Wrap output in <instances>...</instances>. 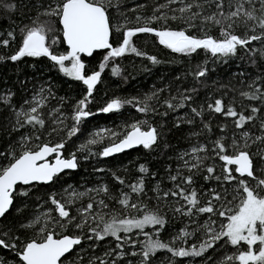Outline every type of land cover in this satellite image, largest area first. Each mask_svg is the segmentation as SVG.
<instances>
[{
    "label": "trees",
    "instance_id": "1",
    "mask_svg": "<svg viewBox=\"0 0 264 264\" xmlns=\"http://www.w3.org/2000/svg\"><path fill=\"white\" fill-rule=\"evenodd\" d=\"M59 2L0 0V40L10 39L9 32H14L16 37L15 40L10 39L8 47L0 46V56L5 57L0 60V97L9 98L7 102L0 100V168L13 162L14 156L18 157L25 150H36L39 145H55L61 141H65L63 157L70 158L74 153L78 163L75 172L57 176L50 186L17 189L11 211L0 221V239L16 247H0V261L3 264H22L18 252L24 245L34 239L42 241L48 232H53L57 239L66 235L81 237V244L63 264H101L102 260L108 264L113 261L115 264H141L142 242L146 239L144 234L140 230L121 233V236H131L137 241L135 247L130 242L117 241L110 236L98 240L90 229H102L99 220L101 215L104 221L110 222L113 217L142 219L144 214H158L166 221L164 227L149 226L144 229L145 232L174 248L199 246L208 239L204 225L214 222L212 227L220 230V226L227 223L226 216L218 215L225 210L221 207L224 201L212 200V193H223L227 189V201H230L227 207L234 210L240 198L237 191L239 180H247L253 187L256 184V181L236 173L233 174L237 180L231 183L224 181V162L214 149L217 141H222L226 146H230L233 140L242 144L243 132H248L252 139L264 135V128L261 127L264 124V100H250L241 95L242 92H252L254 89L250 86L260 87L264 92V40L253 41L248 46L254 52L238 48L236 55L214 57L206 50H199L193 55L176 53L160 44L154 34H138L133 42L143 55L127 53L108 61L89 97L91 102L87 110L93 115L83 118L78 125L79 132L69 139L68 130L75 125L73 117L78 101L87 95V86L67 76L48 57H24L15 62L7 59L20 47L24 32L34 26L50 29L47 32L49 41L57 39V43L52 45L54 54L68 53L60 18L45 14L50 4L55 6ZM238 3H243L248 10L254 7V14L258 17L264 15L259 0H253L251 5L246 0H223V8H218L213 0H177L175 3H169L168 0H111L108 10L113 35L110 42L114 47L119 46L123 32L116 29L143 26L153 15L167 17L149 25L157 30H185L198 38H203L205 34L219 38L221 27L201 19V16L216 14L217 19L223 20L225 28L232 24L228 30L234 34L252 35L250 28L254 21H247L246 17L224 20L219 15L223 12L227 16L236 9ZM162 4L166 7L159 8ZM4 5H14V9L10 10ZM187 5H192L191 10L181 13L179 9ZM193 13H200V16L194 21L195 27L190 28L186 19ZM174 16L176 19H172ZM137 17L141 18L139 22ZM260 32L261 29L256 27V34ZM108 52L105 49L91 58L81 57L85 73L90 75L98 71ZM149 57H156L158 63H153ZM65 65L70 67L71 62L66 61ZM114 67L119 69L118 74L113 73ZM202 68L207 69L206 75L197 77L196 73ZM184 96H191V100H184ZM114 99L132 100L134 103L125 104L119 111H101ZM216 99H222L226 108L233 107L238 113L251 115L254 119L244 128H237L236 118L209 109L208 105L214 104ZM38 101H42V106ZM136 101L146 102L149 110L138 111ZM166 101L174 105L183 103L185 106L174 110L167 107ZM32 106L38 108L37 114L45 121L44 127L26 124L23 117L18 123L17 113L21 110L28 112ZM254 107L260 111L252 113ZM192 109L197 111L193 112ZM136 123H141L144 131L151 127L157 129L156 144L116 158L101 155L105 147L118 142ZM27 137L31 139L26 141L24 138ZM91 139H97L98 142L89 145ZM81 145L85 148L81 149ZM249 145L246 150L253 156L254 171L259 176L264 173V157L258 154L264 150V142L252 143L249 140ZM193 148H206L207 151L193 154ZM196 156L202 159L197 161ZM185 161L188 162L187 166ZM196 163H199V167L190 170L191 164ZM141 165L147 169L146 172L139 171ZM208 167H214L215 173H208ZM174 175H178L175 181L171 179ZM188 176L192 177L191 184L184 183V178ZM215 176L221 179L217 180ZM117 177L124 183L121 184ZM140 180H143V191L132 192L130 186ZM178 184L185 189V195L193 190L197 192L198 207L207 206L211 200L215 211L199 213L181 196L173 197L171 192L177 191ZM105 187L107 192L96 191ZM23 192H27V195H22ZM73 192L85 195L73 197V202L68 205V210L75 217L68 223L59 217L51 198L55 196L62 203L67 202ZM164 193L169 195L165 197ZM124 194L139 208L121 205L119 201L124 198ZM101 200L107 207L99 204ZM88 203L93 204V209L87 217V223L78 228L75 225L83 223L81 210ZM177 208H182L184 213L191 208L192 215L178 212ZM92 216L97 219L93 220ZM37 218L40 222L34 224ZM42 229L45 230L42 232ZM184 231L191 235L179 239ZM120 243H123L122 249L117 247ZM244 250L246 245L243 242L240 246H232L222 240L200 257H175L167 249L158 250L150 257L148 264H221L225 256L236 255ZM121 251L124 253L122 257ZM132 252L137 255H131Z\"/></svg>",
    "mask_w": 264,
    "mask_h": 264
},
{
    "label": "snow or ice",
    "instance_id": "2",
    "mask_svg": "<svg viewBox=\"0 0 264 264\" xmlns=\"http://www.w3.org/2000/svg\"><path fill=\"white\" fill-rule=\"evenodd\" d=\"M111 0H60L59 3L49 5L45 9V14L50 16H58L63 26V37L70 48L67 54H54L52 45L57 43V39L49 41L47 32L50 29H46L44 26H34L24 32L20 47L17 49L15 54L7 57V59L15 62L19 61L24 57H48L51 61L55 62L60 70L67 76L72 77L77 81H82L87 86V95L80 99L77 104L76 113L73 117L75 125L68 130V138L76 135L79 132L78 125L81 123L83 118H87L93 115L88 111V104L91 102V97L97 82L100 80L101 74L108 64V61L113 58L121 57L127 53H133L137 56L143 55L137 47L134 45L133 38L140 33H152L159 39V43L171 49L173 52L181 53L184 55L196 54L199 50H206L211 53L212 56L228 57L236 55L238 48H243L249 52H254L253 49H249L248 46L253 41L264 40V15L256 16L255 8L248 10L244 8L243 3H238L236 9L230 12L227 16L221 12L219 15L224 20H232L233 18L246 17L247 21H254L255 23L251 26L250 31L253 33L249 36H241L234 34V32L228 29L232 28V24H228L225 28L223 26V20L217 19L216 14L209 16H201L203 22L209 21L214 22L216 25L221 27V34L219 38L205 34L203 38H198L189 34L185 30H157L156 28L150 27L149 25L153 21L166 19L165 15L148 18L143 26L135 28L116 29V31H122V41L119 46H113L110 42V38L113 35V29L110 22L109 16V5ZM169 3H175L177 0H168ZM218 8H223V0H213ZM248 4H253V0H246ZM261 4V10L264 11V0H259ZM8 9H14V5H4ZM166 5H160L159 8H164ZM202 7V5L200 6ZM157 8V11H159ZM192 5H187L185 8H180L179 11L184 13L190 11ZM200 16V13H193L187 17L186 23L188 26L195 27V19ZM141 18L137 17L139 22ZM176 19V17H172ZM256 27L261 29L259 34H256ZM8 36L11 40H15V33L9 32ZM10 39L0 40V46L8 47ZM108 49L109 52L104 59V62L100 64L99 70L88 75L85 73V64L81 61L80 54L84 53L91 56L95 50ZM5 57L0 56V60ZM153 63H158L156 57H149ZM66 61L71 62V66L65 65ZM114 74H118L119 69L114 67L112 69ZM207 73L206 68H202L196 73L197 77H204ZM253 87L252 92H242L241 95L250 100H264V92L261 91L260 87ZM8 97H0V100L7 102ZM151 99V98H149ZM184 100H191V96H184ZM42 106V101H38ZM134 101L120 99H114L107 104L106 107L101 109L104 113H110L113 111H119L125 104H132ZM168 108L176 109L184 107L183 103L174 105L171 101L165 102ZM138 105V111L147 112L149 107L146 102L136 101ZM209 109L216 113H223L226 116L236 118L235 123L237 128H244L249 123L253 116H245L243 113H238L233 107H225L222 99H216L214 104L208 105ZM196 112V109H192ZM259 108H252V113H258ZM38 108L32 106L30 111L17 113L18 123L20 118L23 117L24 123L29 125H39L44 127L45 121L38 116ZM200 113H197L199 115ZM178 126V125H177ZM23 127V124H21ZM143 125L136 123L131 126V130L123 135V138L118 139V142H113L110 146L105 147L101 155L103 157L111 156L115 153L122 152L126 149H130L134 146H143L148 149L156 144L158 140V132L154 127L149 130H142ZM264 128V124L261 125ZM56 129H53L55 131ZM97 135H100L99 133ZM112 135H116L113 133ZM26 141L30 140V137L24 138ZM39 139V137H37ZM243 143L233 140L230 146H226L222 141H217L215 145V153L218 158L224 162L223 180L231 183L237 180V176L233 173L238 174L240 177H248L256 181L255 186H250L247 180H239V189L237 190L240 194L239 203L233 210L227 207L230 201H227V189L223 193L213 192L212 200L224 201L221 207L224 211L218 213L219 216L227 218V223L220 226V230L212 227L214 222L204 225L206 229V235L208 239L204 240L199 246L192 245L190 249L174 248L167 243L162 242L158 238H153L152 235L145 232L144 229L149 226H159L163 228L166 221L165 219L154 213L144 214L142 219L136 218H122L117 219L113 217L110 222L104 221L103 216H99V220L102 223V229L97 231L96 228H91L90 231L94 233L96 239L104 240L106 237H113L117 241L130 242L132 247H135L137 241L133 240L131 236H121V233L129 234L133 233V230H140L144 234L146 239L143 243V250L140 253L143 257L141 264H148L150 257L154 256L158 250L167 249L175 257H200L207 250L214 249L216 244L220 241H225L232 246H240L243 242L246 245V250L238 252L236 255H227L221 261V264H264V173L257 175L254 171L253 156L246 149L250 147L249 140L252 143L257 141L264 142V135L257 136L252 139L248 132L242 133ZM97 139H91L88 141L89 145L96 144ZM65 147V141H61L55 145H49L47 143L39 145L36 150H25L18 157L14 156L13 162L7 166L0 168V218L5 217L9 209L13 204V192L16 191V185L22 183L24 185L31 184L32 182H52L55 177L62 173L66 169H76L78 167L77 157L73 153L70 158H64L62 149ZM231 148V152L229 151ZM85 146L81 145V149ZM201 151H207L206 148H193L192 153L197 154ZM54 156V162L48 160L49 156ZM264 157V150L258 152ZM197 161H200L202 157L196 156ZM185 165L188 162L185 161ZM231 166H235L234 168ZM199 163L191 164L190 170L198 168ZM139 171L144 173L147 169L141 165ZM214 167H208L207 172L212 174L215 173ZM220 180V176L214 177ZM173 181L178 179V175L171 177ZM117 180L123 184L124 181L117 177ZM193 182L192 177L188 176L184 178V183L191 184ZM132 192L139 193L144 189L143 180H140L137 184L130 186ZM177 191L171 192L173 197L181 196L191 208H196L199 213H213L215 206L212 201H208L207 206H199L198 194L195 190L185 195V189L179 184L176 186ZM97 192H107L108 189H97ZM27 195V192L21 193ZM85 195V193L73 192L69 195L67 202H61L57 200L55 196L51 198L52 204L56 206V210L59 217L64 221L71 223L75 219L68 210V205L73 202V197L79 198ZM169 193H164L167 197ZM236 199V197H233ZM120 204L125 208H139L136 203L130 202V198L127 194H124V198L121 199ZM99 204L107 207L103 200L99 201ZM191 208L184 213L182 208H177L176 211L182 212L183 214L192 215ZM93 204L88 203L86 208L81 210L83 217V223H77L75 226L82 228L87 223V217L91 214ZM231 212L229 215L228 213ZM93 220H96V216H92ZM37 218L33 223H39ZM45 229H42L43 232ZM159 230H157V237ZM191 233L184 231L179 239H185L190 236ZM92 237H89L91 239ZM81 244V237L76 236H63L62 238H55L53 232H48L42 241L32 240L24 245L23 249L18 252L19 259L22 264H62V257H65L67 253L71 252L74 246ZM0 247L12 248L16 247L15 244H10L4 239H0ZM119 248H123V243L117 245ZM121 251L120 255L123 256ZM107 255V253H106ZM131 255H137L132 252ZM3 264V261H0ZM101 264H108L107 261L102 260ZM115 264V261L112 262Z\"/></svg>",
    "mask_w": 264,
    "mask_h": 264
},
{
    "label": "water",
    "instance_id": "3",
    "mask_svg": "<svg viewBox=\"0 0 264 264\" xmlns=\"http://www.w3.org/2000/svg\"><path fill=\"white\" fill-rule=\"evenodd\" d=\"M60 23H61V22H60ZM61 27H62V32H63V26H62V23H61ZM63 39H64V37H63ZM64 41H65V39H64ZM110 41H111V38H110ZM65 44H66V47H67L68 52H69V51H70V48H69V46L67 45V42H66V41H65ZM104 50H105V49L95 50L91 56H88L87 54L81 53V54H80V57L91 58V57H93V56H94L95 54H97V53H102V52H104ZM141 147H143V146H134V147H132V148H130V149H126V150H124V151H122V152L115 153V154H113V155H111V156H108L107 158H116V157L121 156V155H123V154H126V153L132 152V151H134V150H137V149H139V148H141ZM62 150H63V149H62ZM62 150H61V151H62ZM54 156H55V154H53L52 156H49V157H48V160H49L50 162H54ZM234 167H235V166H234ZM76 170H77V168H76V169H66V170H64L62 173H60L58 176L63 175V174H66V173H72V172H75ZM55 178H56V177H55ZM55 178L53 179L52 182H47V183H45V182H36V181H34V182H32L31 184H28V185H24V184H22V183H18V184L16 185V191H17V189H18L19 187L27 188V187H32V186H36V185L50 186V185L53 184ZM247 178H248V177H247ZM249 179H251V178H249ZM16 191L13 192V203H14V195L16 194ZM12 207H13V204H12L11 208L9 209L8 213L11 211ZM8 213H6L5 216H6ZM3 218H4V217H3ZM3 218H0V221H1ZM78 246H79V245L74 246V248L72 249L71 252L67 253L65 257H62V258H61V259H62V264H63V261H64L68 256H70V255L75 251V248L78 247Z\"/></svg>",
    "mask_w": 264,
    "mask_h": 264
},
{
    "label": "rangeland",
    "instance_id": "4",
    "mask_svg": "<svg viewBox=\"0 0 264 264\" xmlns=\"http://www.w3.org/2000/svg\"><path fill=\"white\" fill-rule=\"evenodd\" d=\"M262 194H264V193H262ZM217 231H219V230L217 229Z\"/></svg>",
    "mask_w": 264,
    "mask_h": 264
}]
</instances>
